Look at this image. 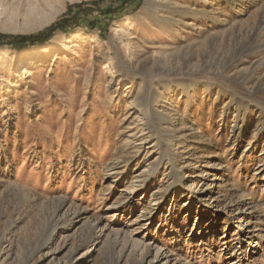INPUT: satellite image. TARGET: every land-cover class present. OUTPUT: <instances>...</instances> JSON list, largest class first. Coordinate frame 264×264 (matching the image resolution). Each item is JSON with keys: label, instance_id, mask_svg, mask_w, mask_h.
Instances as JSON below:
<instances>
[{"label": "rangeland", "instance_id": "374dc122", "mask_svg": "<svg viewBox=\"0 0 264 264\" xmlns=\"http://www.w3.org/2000/svg\"><path fill=\"white\" fill-rule=\"evenodd\" d=\"M173 262L264 264V0H0V264Z\"/></svg>", "mask_w": 264, "mask_h": 264}, {"label": "bare ground", "instance_id": "6f19581e", "mask_svg": "<svg viewBox=\"0 0 264 264\" xmlns=\"http://www.w3.org/2000/svg\"><path fill=\"white\" fill-rule=\"evenodd\" d=\"M155 7H156V5H155ZM69 43H70V38L66 37L65 41H56L54 43H51L49 45V47H50V49H53L55 47H59V49H65V48L68 49L69 48ZM46 49H47V46L44 47V48L42 47L40 49L41 50L40 53L41 54L44 53L45 51H47ZM23 73H25V76H27V77L32 76L33 75V69L26 68V69H24ZM188 91H189L188 87H186L184 92L186 93L187 96L189 95ZM152 102H154V98H151L149 101H147L144 104L145 105V114H146L147 118L151 121V125H154V126L156 125V127L159 128L161 126V124H164V125L168 126L170 124H173L176 121V119H177V109H173L174 111H173V114H171V115L158 113V108H153V109L150 108V104ZM163 131H167V127H164ZM171 146H172L171 144L166 145V147H164L163 149L168 151L167 154H166L167 155L166 157L170 160V162H169L170 165H172V167L175 168L176 166L172 162V159L174 157V153L170 152ZM209 189H210V187L207 190L205 189V191H203V193H205V194L209 193L208 192ZM130 242H132V244H134V246L137 248V251L139 252L138 254L140 256H142L141 259H144L146 256L149 255L150 251L146 248L147 245L143 241H138L136 239H132V241H130ZM152 257L154 259H158L160 257V253H159L158 249L155 252H153ZM173 264H174V262H173Z\"/></svg>", "mask_w": 264, "mask_h": 264}, {"label": "trees", "instance_id": "16d2710c", "mask_svg": "<svg viewBox=\"0 0 264 264\" xmlns=\"http://www.w3.org/2000/svg\"><path fill=\"white\" fill-rule=\"evenodd\" d=\"M54 30H55V26H51L47 30H45L44 32H42V33H40L38 35L27 37L25 39L34 40L35 41V40L41 39L42 37L51 36L54 33Z\"/></svg>", "mask_w": 264, "mask_h": 264}]
</instances>
